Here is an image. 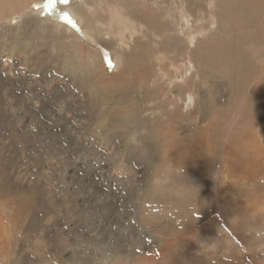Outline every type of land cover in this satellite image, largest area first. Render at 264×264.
<instances>
[{"label": "rangeland", "instance_id": "obj_1", "mask_svg": "<svg viewBox=\"0 0 264 264\" xmlns=\"http://www.w3.org/2000/svg\"><path fill=\"white\" fill-rule=\"evenodd\" d=\"M153 1L89 0L99 25L127 27L120 41L99 33L100 45L46 15L0 23V264H94L111 242L129 252L111 264H264V207L244 214L255 185L264 201V171L235 182L247 163L241 136L264 166V0ZM77 55L95 71L68 66ZM181 59L190 68L176 102ZM92 75L142 92L116 91L104 108Z\"/></svg>", "mask_w": 264, "mask_h": 264}, {"label": "bare ground", "instance_id": "obj_2", "mask_svg": "<svg viewBox=\"0 0 264 264\" xmlns=\"http://www.w3.org/2000/svg\"><path fill=\"white\" fill-rule=\"evenodd\" d=\"M67 1H69V2H67ZM93 1V0H92ZM103 1V0H102ZM109 1V0H108ZM160 1V0H159ZM162 1V0H161ZM175 1V0H174ZM184 1V0H183ZM196 1H198V0H196ZM201 1V0H200ZM246 1V0H245ZM260 1V0H259ZM95 2H98V1H95ZM164 2V1H163ZM170 2H172V1H170ZM182 2V1H181ZM101 4H104V3H102V2H100ZM153 3H154V8H155V6H159V4L160 3H158V1L157 0H154L153 2H152V5H153ZM168 3V2H167ZM184 3H186V2H184ZM193 3V2H192ZM204 3V2H203ZM235 3V2H234ZM117 4V3H116ZM156 4V5H155ZM165 4H166V2H165ZM164 4V5H165ZM171 4V3H170ZM175 4V3H174ZM205 4V3H204ZM210 4V3H209ZM36 5H39V7H36ZM177 5V4H176ZM183 5V4H182ZM240 5V4H239ZM162 6H163V4H162ZM162 6H161V8H162ZM201 6V5H200ZM117 7V6H116ZM118 7H120V4H119V6ZM180 7H181V5H180ZM189 7H191L192 8V6H190L189 5ZM189 7H188V9H189ZM223 7V6H222ZM157 8V7H156ZM167 8V6L165 7V9ZM203 8V7H202ZM97 9H98V6H97V4H95V5H92L90 2H89V0H31L30 2H28L27 3V1L26 0H0V23H1V25H3L4 23H6V20H4V19H7L8 17H10L11 15L12 16H14L15 14H18V15H15L16 17L14 18L13 17V20H12V22H14V21H18V20H20V19H23V18H25V17H27V16H29V15H36V16H38L39 14L40 15H42V16H44V15H46V16H49L50 18L52 17V19L53 20H55V21H59V23L60 22H63V23H66V24H68L69 26H75L76 28H77V30L79 31L78 33H80V35H83L87 40H89V41H91V42H98V44H99V41H98V35H99V33L101 34V32H103V33H105V34H107V35H110V34H112L113 36H115L119 41L120 40H123V34H124V32H125V30H127L126 28L127 27H125L126 26V24L125 25H121V23H115L114 21H113V19L111 20V21H109L108 23H109V25H107L106 24V26L105 25H102V24H100L99 25V19H97L95 16H94V14H95V12L97 11ZM117 9V8H116ZM169 9H170V7H169ZM175 9V8H174ZM177 10L179 9V8H176ZM175 9V10H176ZM181 9V8H180ZM195 9V8H194ZM199 10H200V8H198ZM176 10V11H177ZM185 10V9H184ZM191 10V9H190ZM205 10H207V8L205 9ZM119 11V10H118ZM182 11V10H181ZM114 12V11H113ZM178 12V11H177ZM192 13H193V11H191ZM202 12H204V11H202ZM115 13V12H114ZM114 13H112L111 12V15L113 14V16H114ZM140 13V12H139ZM152 13V12H151ZM179 13V12H178ZM177 13V14H178ZM181 13H186V12H181ZM213 13H215V12H213ZM11 14V15H10ZM171 14V13H170ZM170 14H168V15H170ZM176 14V13H175ZM195 14H198V13H195ZM203 14V13H202ZM219 14V13H218ZM39 15V16H40ZM90 15H92V17H90ZM110 15V14H109ZM148 15V14H147ZM151 15V14H150ZM153 15V14H152ZM187 15H189V13L187 14L186 13V16ZM45 16V17H46ZM202 16V15H201ZM224 16V15H223ZM115 17V16H114ZM179 17V16H178ZM195 17H197V16H195ZM199 17V16H198ZM205 17V16H204ZM30 18V17H29ZM111 18H112V16H111ZM152 18V17H151ZM180 18H183V16L182 17H180ZM211 18H212V15H211ZM15 19V20H14ZM44 19H47V18H44ZM132 19V18H131ZM186 18H184L183 20H185ZM198 19V18H197ZM205 19V18H204ZM213 19H215L214 18V16H213ZM225 19V18H224ZM117 20V19H116ZM123 20V19H122ZM154 20V19H153ZM188 20V19H187ZM186 20V21H187ZM191 20V19H190ZM190 20H189V22H190ZM202 20V19H201ZM21 21V20H20ZM124 21H125V19H124ZM123 21V22H124ZM203 21V20H202ZM9 22H11V21H9ZM27 22V21H26ZM149 22V21H148ZM182 22V21H181ZM185 22V21H184ZM197 22V21H196ZM201 22V21H200ZM131 23V22H130ZM130 23H128V24H130ZM157 23V22H156ZM186 23V26L188 25L187 24V22H185ZM62 24V23H61ZM127 24V25H128ZM132 25L134 24V23H131ZM176 24V23H175ZM194 24V23H193ZM192 24V26H194ZM198 24V23H197ZM203 24V23H202ZM228 24V23H227ZM25 25V24H24ZM65 25V24H64ZM99 25V27L98 28H96L97 26ZM134 25H136V24H134ZM148 25V24H147ZM177 25H178V23H177ZM181 25V24H180ZM185 24H183L182 26H184ZM196 25V24H195ZM212 25H214V24H212ZM232 25V24H231ZM149 26V25H148ZM181 26V27H182ZM191 26V25H190ZM201 26V25H200ZM179 27V26H178ZM195 27V26H194ZM129 28V27H128ZM185 28V26L184 27H182L181 28V30H183ZM188 28V27H187ZM186 28V29H187ZM201 28H203V27H201ZM18 29V28H17ZM151 30V29H150ZM195 30V29H194ZM193 30V31H194ZM197 30V29H196ZM193 31L191 32V34L193 33ZM198 31V30H197ZM187 32V31H186ZM190 31L188 30V34H190L189 33ZM195 32V31H194ZM104 34V35H105ZM102 35V34H101ZM172 35V34H171ZM193 36V35H192ZM191 36V37H192ZM85 40V39H84ZM193 41V40H192ZM191 41V42H192ZM196 43V42H195ZM107 44V43H106ZM190 44V43H189ZM19 45V44H18ZM100 45V44H99ZM3 48V47H2ZM76 48H77V46H76ZM2 50V49H1ZM77 50V49H76ZM80 50V49H79ZM16 53V52H15ZM226 53V52H225ZM82 54V53H81ZM177 54V53H176ZM204 54V53H203ZM164 55V54H163ZM212 55H214V54H212ZM2 55H0V57H1ZM222 56V55H221ZM117 57V56H116ZM157 57V56H156ZM158 57H159V55H158ZM157 57V58H158ZM179 57V56H178ZM70 58V57H69ZM76 59L75 60H69L68 59V62L70 63V61H71V64H68V66H70V67H72V68H80V69H82V67H84L85 66V72H87V73H89V75H90V73H92V72H94L95 71V68L97 67L96 65V62L95 63H85V62H83V60H81V58H80V56H78L77 55V57H75ZM123 58V57H122ZM153 58H154V56H153ZM156 58V59H157ZM175 58V57H174ZM3 59V58H2ZM72 59V58H71ZM103 59V58H102ZM155 59V61H158L159 59H157L156 60ZM168 59V58H167ZM207 59V58H206ZM244 59V58H243ZM6 60V59H5ZM4 60V61H5ZM160 60H163V57L160 59ZM86 61V60H85ZM111 62H112V66L114 67V69L116 68L117 69V71L119 70V68H120V65H119V63H118V61L117 60H111ZM120 62V61H119ZM163 62V61H162ZM181 62H183V59H181ZM188 62V61H187ZM186 62V63H187ZM190 62V61H189ZM4 63V62H3ZM0 64L1 66H2V68H4L3 66H5V64ZM11 63V62H10ZM101 63V62H100ZM123 63H126L125 62V60H124V62ZM170 63V62H169ZM175 64V63H174ZM183 65H185V70L183 71V74L181 73V76L180 75H174L175 76V78H173L174 80H172L171 82H170V89H173V88H175V87H177V88H179L180 89V93L178 94V95H180V94H182V92L183 91H185V89H186V87L184 86L185 85V83H186V81L187 80H185V76H186V74H187V72H186V70H188V68H190V64H185V62H183L182 63ZM7 65L8 64H6V67H7ZM10 65V64H9ZM8 65V66H9ZM103 65V64H102ZM12 66H10V68H11ZM19 67V66H18ZM175 67V66H174ZM177 67H175V69H176ZM20 69V68H19ZM6 71V70H5ZM120 72H119V75L120 74H122L124 71H122V70H119ZM177 71H179V68L177 69ZM73 73V72H72ZM177 73V72H176ZM179 73H180V71H179ZM80 75V74H79ZM185 75V76H184ZM81 76V75H80ZM167 77V76H166ZM100 78H101V76H100ZM99 78V76H93L92 75V77H90V80H91V83H90V92L92 93V94H94L95 96H99V97H101L103 100H102V103L104 104H102L101 106L102 107H104L105 108V105H107L108 103L110 104V101H112L111 100V98L113 97V95L114 94H116V91H119V93L120 94H123V95H127L129 92H130V94L131 93H141L142 92V86H139V87H137V89L136 90H131V91H129L128 89H126V88H124V87H121L120 88V86H118L119 84H118V82H117V80H115V81H113V82H110V81H108V80H103L104 78H101L102 79V84L100 83V79ZM132 78V77H131ZM176 78H178V79H180L181 81V83H178V79H176ZM193 79V78H192ZM237 79H239L238 77H237ZM168 81H170V80H168ZM213 81V80H212ZM111 83H113V85H111ZM168 84V83H167ZM195 85V84H194ZM189 86V85H188ZM116 87H119V88H116ZM189 88V87H188ZM187 88V89H188ZM166 89V88H165ZM192 89H193V87H192ZM159 90H160V88H159ZM178 90V89H177ZM153 91V90H152ZM152 91H150V92H152ZM155 91V90H154ZM157 91V90H156ZM164 91V90H163ZM167 91V90H166ZM172 92V91H171ZM191 92V91H190ZM192 92H193V90H192ZM201 93V92H200ZM228 93V92H227ZM139 94H137V95H139ZM158 94H160V93H158ZM194 94V93H193ZM192 93H189V96H188V100H193V98H194V96L195 95H193ZM208 95H209V93H207ZM202 95V94H201ZM201 95H200V97H201ZM204 95V94H203ZM152 96V95H151ZM183 96V95H182ZM181 95H180V97H179V99H177L176 100V102L178 101V100H182V97ZM210 96V95H209ZM93 97V96H92ZM154 97V96H153ZM193 97V98H192ZM198 97V96H197ZM208 97V96H207ZM214 97V96H213ZM116 98V97H115ZM169 98V97H168ZM185 98H186V95H185ZM196 98V97H195ZM205 98H206V96H205ZM186 102H187V100L186 99H184ZM136 101V100H135ZM168 101V100H167ZM166 101V103H164V104H168L169 102H167ZM191 102V101H190ZM97 103V102H96ZM188 103V102H187ZM204 103V102H203ZM202 103V104H203ZM108 104V105H109ZM114 104V103H113ZM137 104V103H136ZM140 105V104H139ZM169 105V104H168ZM208 105V104H207ZM112 106V105H111ZM135 107V106H134ZM164 106H163V104H162V108H163ZM203 107H205V105L203 106ZM208 107V106H207ZM207 107H206V109H207ZM138 108V107H137ZM136 108V109H137ZM140 108V107H139ZM202 108V107H201ZM108 109V108H107ZM117 110V109H116ZM108 111H106V113H107ZM205 112V111H204ZM134 113V111L132 112V114ZM208 113V112H207ZM172 114V113H171ZM108 115L109 116H111V114L108 112ZM108 115H105V116H108ZM100 116V115H99ZM116 117H118V119H124V115L122 114V113H118V114H116ZM104 118V117H103ZM201 118V117H200ZM207 118V117H206ZM208 119V118H207ZM206 119V120H207ZM186 120V119H185ZM189 121L190 120H186L185 122H186V127H190L192 124H190L189 123ZM104 122H106V119H104V120H102V121H100V123H104ZM123 122V121H122ZM111 124L112 125V122H108L107 123V125L108 124ZM106 124H104V125H102V124H100V126H101V128H99L98 126H96V127H98L99 129L98 130H100V131H103L104 129L106 130V131H108L109 129H110V127L108 128V127H106L107 126ZM195 128V127H194ZM202 129V128H201ZM104 130V131H105ZM167 131V130H166ZM205 132V131H204ZM207 132H208V130H207ZM208 134V133H207ZM89 135V134H88ZM92 136V135H91ZM224 137V136H223ZM222 137V138H223ZM254 137H255V135H254ZM140 138V137H139ZM218 138V137H217ZM241 141H240V143L242 144L243 143V153H244V155H246V160H247V163H245V165H244V167H243V170H241V172H239V171H237V170H235L234 169V167H233V165H231L232 163H230V162H233L232 160V158L230 157V155L228 154V152L227 153H224V151H223V149H222V151H223V153L224 154H226V155H224V162H222V163H225V171H226V173H225V178H227L228 180H230L231 178H232V176H233V178L232 179H234V181H235V178H234V176L235 175H237V177H239V178H237L236 179V181L235 182H239L238 181V179H240V178H243L242 176L244 175V174H248V176H249V174L250 173H254L255 172V169L254 168H256L255 166H258L259 168H260V171L263 173V171H264V166H261V156H262V154H263V152H261L260 150H259V148L258 147H260V146H258L257 144L258 143H256V145L258 146V147H253L251 144H250V140L248 141V140H246L245 138H243L242 136H241ZM247 138H249V137H247ZM179 139V138H178ZM186 139H188V138H186ZM210 139V138H209ZM253 139V138H252ZM190 140V139H189ZM194 140V139H193ZM217 140V139H216ZM223 140H224V138H223ZM222 140V141H223ZM209 141V140H208ZM227 141V140H226ZM253 141V140H252ZM259 141V140H258ZM190 142V141H189ZM207 142V141H206ZM220 142V141H219ZM182 143V142H181ZM188 143V142H187ZM201 143H203V141L201 142ZM227 143H228V141H227ZM183 144V143H182ZM198 144H199V142H198ZM207 144V143H206ZM218 144V143H217ZM216 144V145H217ZM220 144V143H219ZM219 144H218V146H219ZM226 144V143H225ZM254 144H255V142H254ZM200 145H202V144H200ZM232 145V144H231ZM191 146V145H190ZM204 146H206V145H204ZM226 146V145H225ZM222 147V148H226V147ZM209 147V146H208ZM220 147V146H219ZM240 147V146H239ZM199 148H201V147H199ZM203 148V147H202ZM206 149V148H205ZM221 150V149H220ZM241 150H242V148H241ZM264 150V149H263ZM199 151V150H198ZM206 151V150H205ZM208 151V150H207ZM206 151V152H207ZM204 152V151H203ZM238 152V151H237ZM208 153V152H207ZM199 154H202L201 153V151H200V153ZM204 154H205V152H204ZM203 154V155H204ZM235 154H236V152H235ZM260 154V155H259ZM207 155V154H206ZM210 155V154H209ZM213 156H214V154H213ZM213 156L211 157V159L213 158ZM258 156H260L259 157V160H257V157ZM199 157V156H198ZM207 157H208V155H207ZM210 157V156H209ZM219 157V156H218ZM223 157V156H222ZM249 157V158H248ZM199 159V158H198ZM221 159V158H220ZM255 159H256V161H255ZM90 160V159H89ZM204 160H205V156H204ZM206 160H208L207 158H206ZM214 160V159H213ZM200 161H202V159L200 160ZM199 161V162H200ZM217 161V160H216ZM204 162H206V161H204ZM215 162V161H214ZM214 164V163H213ZM217 164V163H216ZM256 164V165H255ZM95 165V164H94ZM168 165V164H167ZM92 166H93V164H92ZM139 166V165H138ZM88 167V166H87ZM168 167V166H167ZM166 167V168H167ZM259 168H257V169H259ZM246 171H245V170ZM233 170H235V175H234V173L232 172ZM114 171V170H113ZM220 171V170H219ZM118 172V171H117ZM199 173V172H198ZM219 173V172H218ZM217 173V174H218ZM256 173H259V177H262L263 178V180H264V175H262L259 171H256ZM95 175V174H94ZM124 176V175H123ZM161 176V175H160ZM217 176V175H216ZM116 177H117V175H116ZM129 178V177H128ZM244 180H246L247 182H242L243 184V186L244 185H248L249 184V177H245V178H243ZM243 179H241V180H243ZM120 181V180H119ZM118 181V182H119ZM128 181V180H127ZM104 182V181H103ZM120 182H122V181H120ZM228 182V181H227ZM102 183V182H101ZM125 183H126V181H125ZM157 183V182H156ZM230 183V182H229ZM234 183V182H233ZM124 184V183H123ZM105 185V184H104ZM126 185V184H125ZM99 186H100V183H99ZM102 186V185H101ZM134 188V187H133ZM264 188V187H263ZM122 189H123V187H122ZM139 190V189H138ZM93 191V190H92ZM134 191V190H133ZM117 192V191H116ZM108 193V192H107ZM111 193V192H110ZM113 193V192H112ZM149 193V192H148ZM250 193V195H249V197H252V196H256V198L255 197H253V198H255V199H253L252 198V200L251 201H249L248 203H247V207H246V209L245 210H247V211H245V213L244 214H248V213H250L249 212V209L251 210V208H253L254 210H257L258 208L259 209H262L264 206L263 205H261L262 203H264V201H262L261 203H258V200H260V199H262V197H261V192L258 190V188H257V186L255 185L254 186V188L253 189H251V190H249V191H247V193L246 194H249ZM88 194V193H87ZM145 194V193H144ZM235 194H236V191H232V192H230V195L231 196H235ZM237 197H242L241 196V194H237ZM134 198V197H133ZM137 198V197H136ZM120 199H123V198H120ZM119 199V200H120ZM246 199V198H245ZM245 199H244V201L243 202H239V203H243V204H246V201H245ZM248 199V198H247ZM129 200V199H128ZM134 201H135V199H133ZM138 201V200H137ZM115 202V201H114ZM120 202V201H119ZM123 202H125V201H123ZM122 203V202H121ZM132 203V202H131ZM126 204V203H125ZM259 204H260V206H259ZM122 205V204H121ZM135 205V204H134ZM140 206V205H139ZM253 206H256V208H254ZM141 210V209H140ZM99 211H100V209H99ZM94 212H96V210L94 211ZM138 213V212H137ZM97 214V213H96ZM252 214H255V213H251V214H248L249 216L250 215H252ZM126 215V214H125ZM136 215V214H135ZM141 215V214H140ZM240 215H242L241 213H240ZM245 215V216H246ZM132 217V216H131ZM139 217V216H138ZM248 217V216H247ZM252 217H257L256 215H252ZM133 222H135V221H133ZM121 223H123V222H121ZM129 224V223H128ZM130 225V224H129ZM137 225L139 226L138 228L139 229H142L143 228V223H138L137 222ZM135 226V225H134ZM230 227V226H229ZM114 229V228H113ZM119 229V228H118ZM121 229V228H120ZM112 230V229H111ZM123 230V229H122ZM121 230V231H122ZM128 231V230H127ZM134 231V230H133ZM138 231V230H137ZM118 232H119V230H118ZM104 234V233H103ZM124 234V233H123ZM139 234V233H138ZM112 236V235H111ZM117 236V235H116ZM119 236V235H118ZM127 236V235H126ZM136 236H137V234H136ZM124 238V237H123ZM126 238V237H125ZM149 238V237H148ZM141 239V238H140ZM139 239V240H140ZM145 239V238H144ZM147 240V239H146ZM153 240V239H152ZM100 242H101V240H99ZM105 241H107L108 242V238L107 237H105ZM132 241V240H131ZM135 242V241H134ZM155 242V241H154ZM142 243V242H141ZM110 244H112L113 245V247H111V245H109V247L106 249V250H103V251H99V252H97L96 254H95V256L99 259V262H97L96 260H95V258H92L91 260H93L92 262H94V264H111V262H112V260H114V258H115V256H118V255H120V254H125V255H129V252H122L123 250L122 249H120V248H118V246H117V243H115V242H111ZM138 244V243H137ZM141 245V244H140ZM145 245V244H144ZM147 245V244H146ZM125 246V245H124ZM154 250V249H153ZM121 257V256H120ZM137 257V256H136ZM128 262V261H127Z\"/></svg>", "mask_w": 264, "mask_h": 264}, {"label": "built area", "instance_id": "obj_3", "mask_svg": "<svg viewBox=\"0 0 264 264\" xmlns=\"http://www.w3.org/2000/svg\"><path fill=\"white\" fill-rule=\"evenodd\" d=\"M92 227H98V228H100L101 229V226H98L96 223H92ZM144 229L142 228V229H140V234H138V236L137 237H140L141 235L143 236V233H144ZM117 234H118V232H117ZM119 236H121L120 234H118ZM128 236V235H127ZM127 236H125V232H124V235H122V237H127ZM127 240H129V239H127ZM154 247H155V242L154 241H151L150 240V242L146 245V249H147V251H145V252H143V253H149V252H151L153 249H154ZM140 254V253H139Z\"/></svg>", "mask_w": 264, "mask_h": 264}, {"label": "snow or ice", "instance_id": "obj_4", "mask_svg": "<svg viewBox=\"0 0 264 264\" xmlns=\"http://www.w3.org/2000/svg\"><path fill=\"white\" fill-rule=\"evenodd\" d=\"M36 7H39V5H36Z\"/></svg>", "mask_w": 264, "mask_h": 264}]
</instances>
